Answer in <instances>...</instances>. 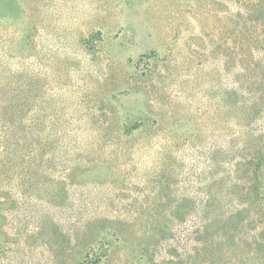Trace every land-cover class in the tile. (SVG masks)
Listing matches in <instances>:
<instances>
[{"label": "rangeland", "instance_id": "rangeland-1", "mask_svg": "<svg viewBox=\"0 0 264 264\" xmlns=\"http://www.w3.org/2000/svg\"><path fill=\"white\" fill-rule=\"evenodd\" d=\"M239 43H247L248 66L237 96ZM237 100L248 106L244 122ZM19 104L41 111L43 124L75 132L59 140L70 147L56 154L55 168L40 171L22 197L15 193L17 207L8 210L19 208L17 217L7 216V176L0 179V264H153L168 246L160 234L147 237L128 209L163 220L158 212L168 200L155 192L168 182L197 203L211 193L219 216L239 207L233 199L257 169L264 0H0V159L7 158V112ZM126 116L144 117L146 128L117 158L113 143ZM241 154L244 182L232 170ZM63 167L70 186L61 202L48 180ZM151 203L155 213L144 208ZM259 203L248 205L233 234L191 243L199 264H264ZM104 213L122 221L94 219ZM100 231L109 232L110 248Z\"/></svg>", "mask_w": 264, "mask_h": 264}, {"label": "trees", "instance_id": "trees-1", "mask_svg": "<svg viewBox=\"0 0 264 264\" xmlns=\"http://www.w3.org/2000/svg\"><path fill=\"white\" fill-rule=\"evenodd\" d=\"M246 49L247 43H239L236 46V53L239 52V61L241 62V72L237 73V80L241 82L239 87L233 89L237 96L244 91L243 83L247 78ZM235 104L240 114L239 117L244 122L248 106L245 105L244 101L239 102L238 100ZM40 112L37 109H30L26 112L23 110L22 104L16 105L7 112V158L3 156L0 159V179L7 176V216L10 217H17L19 208L16 211L8 210V208L17 207L19 198L22 197V192L24 193L22 188L25 186L35 187L34 177L40 171L45 176L46 173L44 172L50 173L55 168L56 154L65 153L70 147L69 143L59 140L70 137L75 132L73 129L65 130L56 127L54 124H43L40 121ZM127 122L128 118L126 116L122 125L117 128L118 142L113 143L119 146V151L116 154L117 158L134 150L131 145L125 148V141L146 128L144 117H138L132 122ZM153 129L156 130L158 127ZM122 139L125 140L121 141ZM245 158V155L238 157L234 163L235 169H232L236 174V179L241 180V182L246 181L248 177L247 171L243 175H239V171L244 170L243 168L246 167L247 161ZM256 165L257 169L251 172L250 183L242 189L240 197L233 199V201L240 204L239 207L235 209V206H233L228 213L222 212L219 216L216 215V206L214 205L216 198L211 193H204V199L197 203L196 195L176 192L168 182H160L156 186L155 192L157 199L166 197L168 200L166 209H160V212H158V214L164 213V219L167 214V219L162 220L155 214L146 213L144 209L141 212L128 209L131 212V221H136L138 217L144 221L147 237H155L160 234L162 239L157 240H162L161 242L168 246V249H164V255L154 256L153 264H199L196 254L193 253L191 248L192 242H197L199 237H203L204 234H210L213 237L231 235L240 222L243 221V214L248 210L249 204L259 201L257 207H264V173L261 171V168L264 167V149L259 151ZM66 168H62L65 170L63 174L51 177L48 180L52 195L61 202L67 197L70 186V172ZM97 168L99 169L100 165H97ZM233 171H230V173ZM222 180L221 178L219 181ZM16 192L20 197L15 195ZM81 194L83 193L81 192ZM173 196L176 197L172 199ZM85 199L82 195L81 203L86 202ZM92 204L94 207L96 203L92 202ZM156 206V203H151L145 205L144 208L151 211V213H155L157 209L153 211L151 209ZM261 209L257 211L259 216L264 215V209ZM73 214H76V210L72 213L62 212L60 216H72ZM105 214L94 215V219H102L107 222L122 221L120 219L121 215ZM179 226L182 234L178 232ZM121 233L122 231L119 229L116 235L118 236ZM99 234L100 241H102L103 246L105 245V249L110 248L111 243L106 239L109 232L100 231Z\"/></svg>", "mask_w": 264, "mask_h": 264}]
</instances>
